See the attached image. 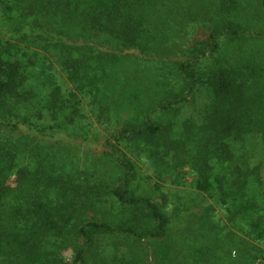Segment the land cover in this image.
I'll use <instances>...</instances> for the list:
<instances>
[{
	"label": "trees",
	"instance_id": "16d2710c",
	"mask_svg": "<svg viewBox=\"0 0 264 264\" xmlns=\"http://www.w3.org/2000/svg\"><path fill=\"white\" fill-rule=\"evenodd\" d=\"M192 18L208 36L190 44ZM130 50L180 86L158 67L123 79ZM197 89L202 121L163 123ZM87 109L119 123L105 146L116 172L60 157L68 135L86 138ZM255 135L264 144V0H0V264H262L264 177L237 153ZM143 161L160 180L196 173L213 198L199 233L144 191ZM222 205L245 237L221 234Z\"/></svg>",
	"mask_w": 264,
	"mask_h": 264
},
{
	"label": "rangeland",
	"instance_id": "374dc122",
	"mask_svg": "<svg viewBox=\"0 0 264 264\" xmlns=\"http://www.w3.org/2000/svg\"><path fill=\"white\" fill-rule=\"evenodd\" d=\"M189 26L186 27L189 32L186 36L188 38L193 37L192 42H196L201 38L208 36V32L201 31L197 27V22L195 19H191ZM256 44H262L261 41H254ZM250 42L249 44H254ZM132 53L131 61L128 64L123 65L121 68V77L126 80L135 79H145L150 82V78L156 75L157 68H160V79L165 80L172 86H180V79H177L168 67H163V63L160 64L157 59L151 56H147L137 52L136 50H130ZM166 57H163L165 59ZM174 54L170 55V59L175 60ZM162 69V70H161ZM169 87V86H168ZM209 102V94L205 89H197L190 97L189 100L181 102L178 104V108L175 111L164 114L161 118L163 123L176 122L179 126L188 119L195 118L197 121H202L205 105ZM89 116L85 119V123L88 129V134L86 138L76 137L73 135H68L63 140V145L60 150V157L64 159H75L79 166L85 165V162L90 165L91 169L99 168L100 172L106 171L107 168L113 172L112 160L109 156L105 154L107 152V138L108 133L114 131L118 124L116 120L112 121L98 120L90 110L87 109ZM124 115V114H123ZM115 118V117H113ZM179 130V129H177ZM113 138V137H112ZM114 141V139H113ZM237 153L239 156L246 158L250 157L248 160L251 168L259 169L264 177V144L260 135H255L247 141V145H239ZM240 161L241 159L238 158ZM82 162V163H81ZM137 170L140 174L139 182L144 188L145 192H155L153 197L157 200H161V196H166V200H169L167 204V212L173 217L175 230H180L186 232L188 235H192L190 231L192 223L196 228L194 233H199L197 228L200 227V222L204 215V208L206 205L212 203L213 198L206 193L199 192L196 190L193 183L196 179V173L191 171L189 166L182 168V172H173L172 174H165L164 180L157 179L155 177V170L151 166L150 162L143 161L138 162ZM217 171H221L222 166L216 164ZM244 167V165H242ZM226 170V168H225ZM159 181L161 184L160 190H157L155 183ZM141 187V189H142ZM256 189H252L251 193H255ZM257 193V192H256ZM259 196V195H258ZM264 202V200H261ZM218 221L221 226L229 224L225 230H221V234H229L230 231L236 232L240 236L245 237V235L240 232L236 227L231 226L230 222L226 217L225 206H220L217 208ZM263 246V245H262ZM225 249L223 244L222 250ZM264 264V259L261 260Z\"/></svg>",
	"mask_w": 264,
	"mask_h": 264
}]
</instances>
